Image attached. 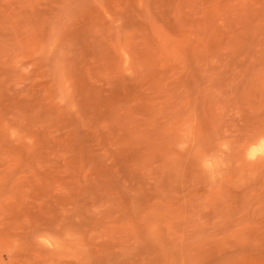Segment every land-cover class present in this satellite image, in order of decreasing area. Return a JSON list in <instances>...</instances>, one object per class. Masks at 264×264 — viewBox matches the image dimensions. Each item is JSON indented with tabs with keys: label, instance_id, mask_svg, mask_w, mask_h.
<instances>
[{
	"label": "rangeland",
	"instance_id": "obj_1",
	"mask_svg": "<svg viewBox=\"0 0 264 264\" xmlns=\"http://www.w3.org/2000/svg\"><path fill=\"white\" fill-rule=\"evenodd\" d=\"M264 0H0V264H264Z\"/></svg>",
	"mask_w": 264,
	"mask_h": 264
},
{
	"label": "bare ground",
	"instance_id": "obj_2",
	"mask_svg": "<svg viewBox=\"0 0 264 264\" xmlns=\"http://www.w3.org/2000/svg\"><path fill=\"white\" fill-rule=\"evenodd\" d=\"M259 147H260L259 149H260L261 151H263V149H264L263 144H261Z\"/></svg>",
	"mask_w": 264,
	"mask_h": 264
}]
</instances>
